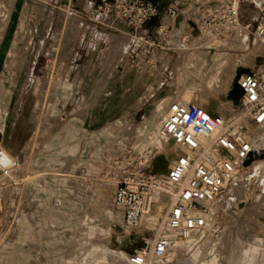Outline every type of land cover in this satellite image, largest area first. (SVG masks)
Instances as JSON below:
<instances>
[{"label": "rangeland", "instance_id": "rangeland-1", "mask_svg": "<svg viewBox=\"0 0 264 264\" xmlns=\"http://www.w3.org/2000/svg\"><path fill=\"white\" fill-rule=\"evenodd\" d=\"M61 1L0 0V145L14 160L0 177V264H129L105 249L111 233L125 232L113 204L120 175L134 166L156 173L154 161L173 145L156 134L168 102L216 95L228 108V80L210 85L209 74L227 71L230 80L264 50L250 38L245 46L206 26L199 14L213 0H179L184 16L169 22L166 35L150 34L151 46L138 42L135 53L152 52L156 67L139 66L128 61L121 21L97 25L101 48L93 52L81 19L68 15ZM151 1L165 7L176 0ZM263 1L242 10L255 16ZM73 2L78 9L80 0ZM190 21L199 22L195 37ZM255 133L264 151V125ZM263 188L264 157L215 203L217 227L170 250L174 264H264ZM163 201L161 217L157 202L150 212L156 222L150 242Z\"/></svg>", "mask_w": 264, "mask_h": 264}, {"label": "built area", "instance_id": "built-area-1", "mask_svg": "<svg viewBox=\"0 0 264 264\" xmlns=\"http://www.w3.org/2000/svg\"><path fill=\"white\" fill-rule=\"evenodd\" d=\"M73 1L61 2L68 15L81 19L83 38L92 41L93 52L101 48L97 25L121 21L128 33L123 46L128 61L148 68L156 67L152 52L144 49L135 53L141 47L138 42L143 40V46H151L155 40L150 34L166 35L169 22L182 18L186 10V4L179 0L165 7L151 0H80L78 9ZM249 3L255 1L213 0L199 15L218 35L232 36L243 45L250 38L257 50H264V1L257 5L255 16L242 10ZM154 19H158L157 26L149 27ZM183 28L181 23L175 32L180 35ZM188 33L191 35L190 30ZM183 44L181 39L180 46ZM237 84V99L227 112L211 113L193 101L168 102L161 111L156 134L183 152L175 155L163 175L140 166L120 175L113 191V204L124 231L140 227L156 199L165 204L158 231L142 251L128 255L129 264H168L175 244L190 241L208 227H217L215 203L260 153L255 131L264 125V55L239 74ZM13 162L7 160L0 145V177L10 173Z\"/></svg>", "mask_w": 264, "mask_h": 264}, {"label": "bare ground", "instance_id": "bare-ground-1", "mask_svg": "<svg viewBox=\"0 0 264 264\" xmlns=\"http://www.w3.org/2000/svg\"><path fill=\"white\" fill-rule=\"evenodd\" d=\"M252 1H257V0H252ZM179 19V18H178ZM177 19V20H178ZM182 21H178L177 22V26L179 24H181ZM197 24L199 26V22H192L190 21V30L193 31V35L194 37L197 36V32H199V27H197ZM201 28V27H200ZM201 30V29H200ZM1 33V32H0ZM199 35V34H198ZM189 37L190 36H186L185 34V37L182 38L183 42H187L189 40ZM240 44H242L240 42ZM186 45V44H185ZM245 45V44H244ZM246 46V45H245ZM244 46V47H245ZM183 48V47H182ZM185 48V47H184ZM197 57V56H196ZM195 58L193 57V60ZM198 58H196L195 61H197ZM253 59H251V61L249 60V64L250 62H252ZM191 62V61H190ZM192 63V62H191ZM252 64V63H251ZM250 64V67L253 66L254 64L251 65ZM193 65V64H192ZM191 65V66H192ZM190 66V64H189ZM248 69L246 67H243L242 69L239 70V67L234 70V75L231 77V79L229 80L230 76H229V72L227 73V71H224L223 73H221V75H219V77L214 74L212 75L211 73L209 74V77H208V83L210 85H212L214 82H216V84L219 83H225L227 80H228V87H226V89H224L225 92H227V99L225 100L228 104V108H224L223 107V99H221V97L219 96H210V95H204L202 94L201 98H202V101H193V102H196L198 103L199 105H201L203 108H205L207 111L211 112V113H219V112H223V111H228L230 108H231V105L233 103H235V100L237 99V92H238V87H237V78L239 76V74L243 71H247ZM223 91V92H224ZM183 98V97H182ZM182 102H190L192 100H185L183 98V100H181ZM161 138V137H160ZM168 142V140H167ZM2 143V139H1V136H0V144ZM165 144H168V143H165ZM170 145V142L168 144V149L167 150V147L164 151H162L163 153L161 154V156L157 157L156 160L154 161V164H153V169H155L156 173L159 174V175H163L164 172L166 171V169L168 168V166L171 164V162L173 161L174 157L176 154L180 153V152H183V150L181 148H178V147H175L174 145ZM260 153H264V151H258ZM3 153H4V150H3ZM5 155V153H4ZM257 155V153H256ZM5 157L7 158V160H12L11 158L7 157L5 155ZM256 158H262V157H256ZM244 186V185H243ZM241 187V186H240ZM239 188V187H238ZM264 189V188H263ZM238 191L240 189H237ZM238 193V192H237ZM239 194V193H238ZM241 194V193H240ZM261 194V193H260ZM263 195V194H262ZM259 196V194H258ZM256 197V196H255ZM260 197H262L260 195ZM259 197V198H260ZM261 201V200H260ZM263 201V200H262ZM160 201H157L158 205L162 202ZM163 207V206H162ZM156 208V207H155ZM160 206L158 208H156V213L157 214H161L160 213ZM246 209V208H245ZM252 215V214H251ZM250 215V216H251ZM260 215V214H259ZM162 216H163V213H162ZM263 216V215H262ZM161 217V215H160ZM112 218V217H111ZM158 219V218H156ZM162 221V220H161ZM261 222V220H260ZM263 222V221H262ZM161 224V222H160ZM143 225H145L144 229L141 231V232H134L132 230H126L124 233H120V234H117V233H111L109 235V238L108 236H106L105 238L107 239L106 240V245L107 247L105 248L106 251H110V252H113L114 254L115 253H118L120 254L121 256L123 257H128V255H130L131 253H134V252H137V251H142L147 245H149V240H150V236L147 237V233L150 232V235H151V229L155 227L156 225V222L155 220L153 221V216L151 215H148L147 218L145 219V223L143 221ZM159 226V225H158ZM263 227V223L261 225ZM156 228V227H155ZM104 238V239H105ZM103 239V240H104ZM153 239V238H152ZM146 244V245H145ZM145 245V246H144ZM179 246V244H175V247ZM174 249V248H173ZM105 252V251H104ZM108 252V253H110ZM112 255V253H111ZM117 255V254H116ZM105 256H106V253H105ZM175 255L173 254H169L168 256V264H174L176 259L174 258ZM215 257V256H214ZM103 258V257H102ZM124 258V259H126ZM217 257H215L216 259ZM214 259V261H215ZM210 261V260H209ZM213 263V262H212ZM179 264V263H178ZM218 264V262H217Z\"/></svg>", "mask_w": 264, "mask_h": 264}, {"label": "water", "instance_id": "water-1", "mask_svg": "<svg viewBox=\"0 0 264 264\" xmlns=\"http://www.w3.org/2000/svg\"><path fill=\"white\" fill-rule=\"evenodd\" d=\"M238 87V84H237ZM256 157H264V153H259L258 155H256Z\"/></svg>", "mask_w": 264, "mask_h": 264}]
</instances>
